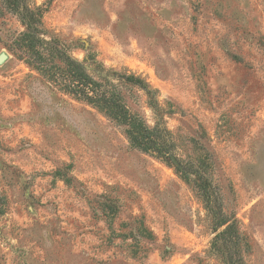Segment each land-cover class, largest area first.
Here are the masks:
<instances>
[{"label": "rangeland", "instance_id": "obj_1", "mask_svg": "<svg viewBox=\"0 0 264 264\" xmlns=\"http://www.w3.org/2000/svg\"><path fill=\"white\" fill-rule=\"evenodd\" d=\"M23 3L102 95L30 60L24 24L0 14V264H225L176 169L189 162L235 218L244 264H264V0ZM124 112L159 150L131 142Z\"/></svg>", "mask_w": 264, "mask_h": 264}, {"label": "trees", "instance_id": "obj_2", "mask_svg": "<svg viewBox=\"0 0 264 264\" xmlns=\"http://www.w3.org/2000/svg\"><path fill=\"white\" fill-rule=\"evenodd\" d=\"M4 11L15 14L24 24L25 30L20 32V40L27 47L25 53L30 60L36 61L40 66L43 65L45 59L52 57L62 61L66 69L77 80V84L90 89L94 97H101L102 92L97 87L99 82L91 79L82 63L73 59L54 40L45 41L41 37L42 29L37 9H32L23 3V0H0V14ZM85 96L92 98L88 94ZM122 117V122L126 125V132L134 145L143 150L160 149L159 142L153 136L155 135L154 128L146 126L141 118L129 116L125 112ZM176 169L184 178L191 179L211 216L212 230L215 233L211 240V250L219 254L225 264H244L243 241L235 218L224 211L220 194L211 184L206 169L191 162L184 165L176 164Z\"/></svg>", "mask_w": 264, "mask_h": 264}, {"label": "water", "instance_id": "obj_3", "mask_svg": "<svg viewBox=\"0 0 264 264\" xmlns=\"http://www.w3.org/2000/svg\"><path fill=\"white\" fill-rule=\"evenodd\" d=\"M5 59V55L4 54H0V62H2Z\"/></svg>", "mask_w": 264, "mask_h": 264}]
</instances>
